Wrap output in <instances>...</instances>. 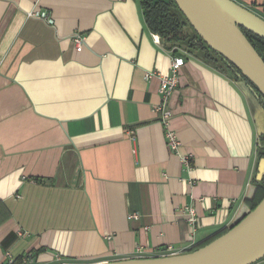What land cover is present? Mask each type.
<instances>
[{
	"label": "crops",
	"instance_id": "obj_1",
	"mask_svg": "<svg viewBox=\"0 0 264 264\" xmlns=\"http://www.w3.org/2000/svg\"><path fill=\"white\" fill-rule=\"evenodd\" d=\"M237 2L264 14V0ZM37 10L53 22L29 15ZM178 53L173 152L155 111L173 50L140 0H0V263L188 252L246 213L264 104L197 51ZM186 206L197 209L196 230Z\"/></svg>",
	"mask_w": 264,
	"mask_h": 264
},
{
	"label": "water",
	"instance_id": "obj_2",
	"mask_svg": "<svg viewBox=\"0 0 264 264\" xmlns=\"http://www.w3.org/2000/svg\"><path fill=\"white\" fill-rule=\"evenodd\" d=\"M195 32L264 95V59L244 29L264 39V18L235 0H174ZM264 176V158L256 178ZM264 259V198L222 235L193 251L90 264H254Z\"/></svg>",
	"mask_w": 264,
	"mask_h": 264
},
{
	"label": "trees",
	"instance_id": "obj_3",
	"mask_svg": "<svg viewBox=\"0 0 264 264\" xmlns=\"http://www.w3.org/2000/svg\"><path fill=\"white\" fill-rule=\"evenodd\" d=\"M140 2L148 28L153 33L158 34L162 40L168 42L174 54L178 53L180 50L178 46H176L177 43L185 44L189 51H197L202 56V58H204L203 60H205V62L208 64H211L218 69L229 71L236 78L245 80V82L251 86L253 91L264 104V95L259 92V89L254 84H252V82L246 78L237 67H235L226 58H223L219 52L217 53L215 49L203 41V39L190 25L174 0H140ZM262 17L264 18V14ZM187 26L191 28L190 32L186 30ZM243 31L253 46L256 48L258 53L264 59V39L245 29ZM261 138L262 147L259 148V162L264 158V135ZM254 185L255 188L254 191H252L253 193L245 199L247 211L238 220L243 218L247 212L253 210L264 198V176L261 180H258L255 177ZM229 228L217 233V235L206 244L225 233Z\"/></svg>",
	"mask_w": 264,
	"mask_h": 264
},
{
	"label": "built area",
	"instance_id": "obj_4",
	"mask_svg": "<svg viewBox=\"0 0 264 264\" xmlns=\"http://www.w3.org/2000/svg\"><path fill=\"white\" fill-rule=\"evenodd\" d=\"M237 1V0H235ZM30 16L40 17L48 20L50 23L53 22V20L50 18V15H48L46 12H39L33 11L29 13ZM85 34H81L77 32L73 37V43L74 47L77 52H81L82 49H84L86 44V36ZM170 62V70L169 73L160 76V86L159 91L161 94V103L156 106L155 111L160 113L161 120L163 124L166 126V137H167V146L168 148L175 152L179 149L180 146V140L174 130L170 128L169 121L171 117V112L168 110L167 104L168 100L173 94V92L176 90L179 84V76L182 68L185 66L186 60L185 56L182 53H176L172 55ZM152 74L148 73L147 77H151ZM183 163L190 167V161L188 156H183L182 158ZM183 212L186 216L187 223L196 230V227L199 224V218L197 214V209L194 206H186L183 209ZM138 215L133 213L131 214V217H137ZM180 252H177L173 247L168 246L167 248L163 249L157 256H166V255H172L177 254ZM149 253H146L145 250H143L142 247H137L135 252L134 258H142V257H149ZM0 264H40L37 262L33 257H30L29 255L25 256L21 259L20 262H16V260L12 257V255L7 254V262H2ZM56 264H76L71 260L64 259L62 257H58L56 260Z\"/></svg>",
	"mask_w": 264,
	"mask_h": 264
},
{
	"label": "rangeland",
	"instance_id": "obj_5",
	"mask_svg": "<svg viewBox=\"0 0 264 264\" xmlns=\"http://www.w3.org/2000/svg\"><path fill=\"white\" fill-rule=\"evenodd\" d=\"M186 30L190 32L191 31V28H189V26H187L186 27ZM176 46H178V48L180 50H183V51H186L187 50V51H189L188 47L185 46V44H183V43H177Z\"/></svg>",
	"mask_w": 264,
	"mask_h": 264
}]
</instances>
